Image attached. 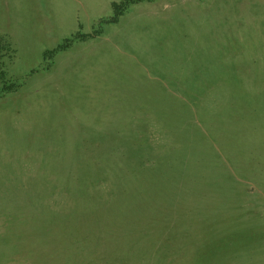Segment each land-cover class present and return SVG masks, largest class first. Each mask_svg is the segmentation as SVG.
Returning <instances> with one entry per match:
<instances>
[{
	"label": "rangeland",
	"instance_id": "1",
	"mask_svg": "<svg viewBox=\"0 0 264 264\" xmlns=\"http://www.w3.org/2000/svg\"><path fill=\"white\" fill-rule=\"evenodd\" d=\"M114 1L0 0V195L68 184L101 158L119 159L118 142L137 135L150 145L141 159L154 163L185 127L210 178L180 170L191 191L151 220L160 234L185 229L187 243L202 233L203 248L177 238L160 248V234L137 242L111 225L129 260L117 261L100 227L107 244L94 264H264V0H140L110 22ZM75 34L90 36L45 54ZM105 181L97 186L108 191ZM15 228L0 217V264H76L52 229L50 243ZM86 241L73 250L87 253Z\"/></svg>",
	"mask_w": 264,
	"mask_h": 264
},
{
	"label": "trees",
	"instance_id": "2",
	"mask_svg": "<svg viewBox=\"0 0 264 264\" xmlns=\"http://www.w3.org/2000/svg\"><path fill=\"white\" fill-rule=\"evenodd\" d=\"M136 1L140 0L112 2L114 14L108 20L110 22L117 21L118 16L125 11L127 5ZM88 36L90 35L75 34L70 38H66L56 49L46 51L45 54L53 55L56 50L68 47L75 38L84 39ZM174 130L173 134L180 136L178 139H173L172 136L170 141L177 143L178 146L172 147L170 144L167 146L165 143L164 146H159L160 148L162 146V148L167 147V149L157 157L154 163H145L141 159L143 151L150 148V145L145 143L144 136L137 135L131 141H128V139L125 142H118L124 143L127 148L119 159L117 156L108 157L106 160L101 158L102 163L100 166L96 169L90 167L87 170L75 173L69 177L68 184L63 183L61 186H51V188L30 186L23 188L21 191L14 190L11 193L1 194L0 217L4 218L5 226L9 227V230L18 227L15 228L18 230L17 233L26 235V237L38 238L41 242L45 240L50 243L54 242L49 231V229H52L55 237H60V246L68 252L71 250L77 254L76 259L73 258L76 264H94L97 262L94 261L96 260L95 254L99 255L97 245L101 242L107 244L105 241L108 235L111 234L109 230L111 225L118 232L121 231V234L126 233L128 237H133L137 242L143 238L153 240L155 236L160 234L161 230H156L158 224L152 222V217L155 215L161 216L163 211L168 212L171 203L175 205L180 203L175 202L173 195L178 194L179 198L183 200L185 195L191 191L184 190L182 185L185 182L192 184L190 179L183 178L181 180L177 178L180 170L189 172L194 177L192 178L193 181H197V183L210 178L208 176L204 177V173L200 171L202 170L201 165L194 163L196 161L194 156L200 157V147L193 142L190 148L187 147L188 144L186 145L184 141L185 127L182 128L181 132L178 127ZM188 149L190 150L189 153ZM190 157L193 161L190 160ZM182 166L184 169H182ZM105 178H107V181H105ZM100 180H104V183L110 185L108 191L97 186V182ZM180 186L183 187L181 191H179ZM197 201L200 200L197 198L192 200V196L189 197L186 200L187 211L193 212L190 204ZM193 206L196 209L197 206L194 204ZM5 217L11 218L9 225ZM196 218L202 219L203 217L197 215ZM85 219L93 220L97 224L94 231H87L82 226H78ZM100 227L103 228L104 233L108 234L106 237H103V234L100 236L96 233L95 229ZM159 227L162 226L159 225ZM183 230L185 229L180 228L175 231L172 230L173 232L170 230L171 232L160 234L163 238L160 248L167 247L168 244L172 243L171 238H177L176 241L180 245L187 244L193 249H195L194 247L203 248L202 233L200 240L196 237L187 243L184 238L188 234L184 236L181 232ZM214 232H209L211 237L215 234ZM6 235L10 238L9 231L6 232ZM82 238L87 240L88 245L85 248L88 250L87 253L84 252V249L79 252L73 250L79 247V241ZM16 239L17 235H14L11 236L10 241L16 243ZM108 239L114 244L111 235ZM199 242L201 244L198 246ZM196 244L197 246H195ZM216 244L215 239L211 240L210 238L206 245L208 248H213ZM13 245L16 246V244ZM114 247L117 261L129 260L126 258L127 254L122 250V247L115 244ZM100 259L102 260L103 257ZM160 260L163 261V256L160 257Z\"/></svg>",
	"mask_w": 264,
	"mask_h": 264
}]
</instances>
